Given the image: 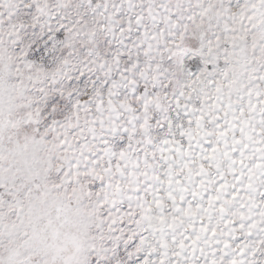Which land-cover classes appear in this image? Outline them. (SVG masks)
<instances>
[{
	"label": "snow or ice",
	"instance_id": "snow-or-ice-1",
	"mask_svg": "<svg viewBox=\"0 0 264 264\" xmlns=\"http://www.w3.org/2000/svg\"><path fill=\"white\" fill-rule=\"evenodd\" d=\"M0 264H264V0H0Z\"/></svg>",
	"mask_w": 264,
	"mask_h": 264
}]
</instances>
